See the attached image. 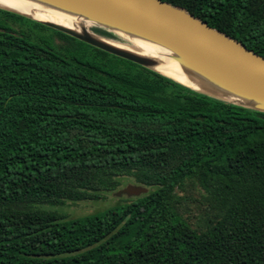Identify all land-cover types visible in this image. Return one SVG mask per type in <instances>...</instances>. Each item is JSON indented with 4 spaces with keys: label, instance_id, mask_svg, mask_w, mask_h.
<instances>
[{
    "label": "trees",
    "instance_id": "obj_1",
    "mask_svg": "<svg viewBox=\"0 0 264 264\" xmlns=\"http://www.w3.org/2000/svg\"><path fill=\"white\" fill-rule=\"evenodd\" d=\"M161 1L264 57V0ZM10 22L52 30L0 9V264H264V113L52 30L76 43L66 56ZM123 179L148 193L55 212ZM188 181L214 214L201 232L177 211Z\"/></svg>",
    "mask_w": 264,
    "mask_h": 264
},
{
    "label": "water",
    "instance_id": "obj_2",
    "mask_svg": "<svg viewBox=\"0 0 264 264\" xmlns=\"http://www.w3.org/2000/svg\"><path fill=\"white\" fill-rule=\"evenodd\" d=\"M89 19L96 28L127 41L118 32L135 35L171 51L179 62L193 70L195 89L152 69L140 57L100 41L105 38L90 31L73 30L33 19L14 10L1 8L52 30L67 35L115 57L155 71L194 91L213 98L264 113V57L247 49L241 42L211 28L186 9L161 0H38ZM120 42V41H116ZM204 87V88H203ZM149 189L130 184L117 196L138 197Z\"/></svg>",
    "mask_w": 264,
    "mask_h": 264
},
{
    "label": "bare ground",
    "instance_id": "obj_3",
    "mask_svg": "<svg viewBox=\"0 0 264 264\" xmlns=\"http://www.w3.org/2000/svg\"><path fill=\"white\" fill-rule=\"evenodd\" d=\"M0 7L26 14L38 21L65 27L79 34L87 32L92 37L97 38L88 30V27L92 24L89 19L38 0H0ZM118 33L128 43L109 41L102 38L98 39L112 47L144 59L149 67L167 77L195 89L202 87L193 83V80L196 79L193 70L180 63L176 55L171 51L138 36L122 32ZM107 35L109 34L107 33Z\"/></svg>",
    "mask_w": 264,
    "mask_h": 264
},
{
    "label": "rangeland",
    "instance_id": "obj_4",
    "mask_svg": "<svg viewBox=\"0 0 264 264\" xmlns=\"http://www.w3.org/2000/svg\"><path fill=\"white\" fill-rule=\"evenodd\" d=\"M11 24L15 29H22L32 41L55 49L60 53H64L66 56L77 54L76 51L78 48L76 51L73 50V47L76 44L73 40L64 38L52 30L39 29L31 26L21 27L16 23ZM93 28H96V26L90 25L88 30L92 31ZM125 42L128 43L127 41ZM88 56L93 57L91 53H89ZM94 73L105 78L104 75L98 72L94 71ZM123 183L124 185L120 190L126 185L133 184L131 181L128 182L125 179H123ZM174 192L178 197L177 211L192 229L201 232L208 228L209 223H214L212 220L214 214L210 209L211 204L207 200L206 192L197 182L188 181L181 189H175ZM131 198L132 197H127L125 195L117 196L116 192L108 193L104 195L103 199L98 201H84L78 203L66 202L63 206L58 207L55 212L64 214L66 219H74L104 211L118 204L130 202Z\"/></svg>",
    "mask_w": 264,
    "mask_h": 264
}]
</instances>
